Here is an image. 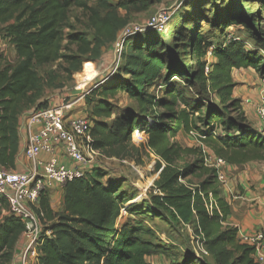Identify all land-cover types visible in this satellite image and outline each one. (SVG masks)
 <instances>
[{"label":"trees","instance_id":"16d2710c","mask_svg":"<svg viewBox=\"0 0 264 264\" xmlns=\"http://www.w3.org/2000/svg\"><path fill=\"white\" fill-rule=\"evenodd\" d=\"M257 1L260 24L232 7L225 8L223 17L213 14L210 22L212 32L221 37L233 25L241 26L255 50H247L246 41L234 36L219 44H205L193 33L188 39L187 28L175 30L174 44L169 45L146 29L126 38L117 70L83 97L93 148L101 157L132 160L139 154L132 133H146V148L155 158L158 174L150 208L167 213L183 227L193 226L212 264H254L253 248L239 241L236 228L225 226L230 208L221 197L216 169L205 163L204 151L226 165L264 163V129L263 134L251 130L240 99L233 98L237 84L231 75L233 70L252 68L264 78V57L259 54L264 51V0ZM150 4L149 0H0V40H6L16 55L14 66L0 60L1 168L16 169L23 113L49 107L48 101L37 102L43 88L37 69L59 62L67 78L79 74L82 65L84 69L86 63L98 61L102 50L113 44L131 14ZM74 8L85 15L90 39L79 32L64 33ZM65 47H73V52L62 53ZM179 48L187 49L184 56L190 68L178 59ZM176 78L183 87L172 82ZM157 81L164 89L160 96L151 91ZM194 87L197 93L192 92ZM118 93L134 102L135 111L114 112L110 101ZM210 97L216 98V105ZM191 132L202 147H183L174 140L179 133ZM119 185L98 166L86 169L82 178L63 186V208L54 213L43 192L35 212L50 235L42 236L37 246L38 264H151L146 258L153 257L169 260L168 264H203L191 253L162 244L149 228L131 221L118 224L122 211L139 213L128 205L136 194L126 196ZM6 207L0 199V208ZM23 231L18 218H2L0 264H11Z\"/></svg>","mask_w":264,"mask_h":264},{"label":"rangeland","instance_id":"374dc122","mask_svg":"<svg viewBox=\"0 0 264 264\" xmlns=\"http://www.w3.org/2000/svg\"><path fill=\"white\" fill-rule=\"evenodd\" d=\"M110 1L115 2L116 0ZM149 1L151 2V4L146 10L140 13L131 14L129 16V24L126 27L130 29L134 27L142 28L144 27L150 16L158 11L167 10L173 12V15L167 23L166 30L164 32L157 33V35L161 36V38H163L165 42H168L169 45L174 44L173 33L175 32V30L180 28H187L185 29V31L188 34V39H190L189 35L193 33L194 35L199 34L205 44H207L206 42H210L211 44H219L224 39H229L230 36H234L246 41L247 50H255L254 44L248 39L246 31L241 26L233 25L232 28L228 29L225 35L221 37L218 35V33L212 32L210 22L213 21V14L218 13L221 17H223V12L224 10H226L225 8L232 7L235 8V12H237V14L243 13L244 15H246V19L254 20V24H260V21L256 18V15L259 13V3L257 0ZM204 8H206L207 11H204ZM120 14L123 15V12H120ZM205 14H207V17H204ZM191 20L193 23L189 26L186 25V23ZM67 26L68 27L64 29L65 34H70L71 32H79L83 33L87 38H91L92 31L88 27L86 17L80 9L74 8L71 10ZM208 32L216 34L215 37L209 35ZM64 44L65 43H63V46ZM68 50L73 52V47H65V51L63 50L62 53L65 54ZM110 54L112 55V59L108 71L105 72V69H103L101 72H97V74L94 73V71L97 70L95 69L94 64L91 62L88 63L92 65V68L88 69V63H86L84 65V69L82 65L81 72L76 75L75 73H73L71 78H67L66 75L60 70L59 62L54 63L53 65H50L48 67L37 69L38 75L42 79L43 88L41 95L45 94L44 98H48L44 100L48 101V104L49 102L54 103L52 105L55 106L66 104L80 97L82 94V90L87 92L89 88L93 89L96 85L98 86V83H100L102 79L104 80V77L107 74L109 76L113 74L111 69L112 61L114 58L112 47ZM184 54H187V49L183 52L181 48H179L178 59L186 64L185 66H187V68H190L188 57L184 56ZM259 54L264 57V51L260 50ZM0 60L12 66H14L16 63L15 51L13 47L10 46L8 42H6V40H0ZM87 76L93 79L88 81L89 79L86 80ZM83 79H85V82L83 81ZM180 80L181 79L176 78L173 79L172 82H178V84L183 87V83ZM233 80L237 84V91H246L245 94H248L246 96H242V94H239V96H241L242 98L240 100L241 105L247 107V109L251 111L252 115H254V118L256 119L254 122L251 120H247L248 125L254 132L263 134L264 120L259 118L256 108L259 105L261 98H264V78L261 77L256 71H249V74L243 76V78L234 77ZM167 86L169 88L170 84ZM77 87H80L81 90L77 89ZM163 90L164 89L161 81H157L155 87L151 89V91L157 93L159 96L161 92H163ZM197 90L198 89L196 87L192 88L193 93H197ZM252 91H254L255 94L251 95ZM72 93L77 94L76 96H73ZM189 93L190 95L193 94L191 92ZM110 103L112 104V106H114V112L116 114L121 113L124 110L130 112L135 111L134 102L131 101L125 93H118L116 97L112 101H110ZM210 103L216 105V98L210 97ZM83 104L84 101L82 98V100L78 101L74 105L75 107L73 106L74 108H76L75 111H79L85 114V107H83ZM203 104L206 105L205 103ZM75 115H78V113H73L72 109V116L70 118L76 117ZM256 122H258V126H256ZM217 134L221 136L222 133L217 132ZM176 138L174 140L183 147H202L201 144L196 140L195 136L182 135L178 139ZM138 148L139 154L137 155V157H133L132 160L126 159L122 161L124 163H122L121 160L118 159H106L105 157L101 156L95 159V165L103 169L104 174L105 176H107V178L118 180L120 184L119 186L121 187L120 192H124L126 196H134V194L137 195L132 201L128 203V205H134L139 213L137 215H129L125 211H122L121 216L118 219V224H122L126 221H131L133 224L149 228L155 234L157 240L162 244L172 246L183 253H191L197 257V259L195 260H198L200 263L212 264L210 257H208L203 250L201 241L195 236L193 226L183 227L182 225L172 220L167 213L156 210L154 208H150L149 198L150 196L156 194L154 182L158 178V174L154 173L155 158L146 148ZM249 163L264 164L263 162L259 161ZM226 166L227 165L224 164L222 168L223 176L221 180V187H224L227 181L224 169L226 168ZM192 183H196V181L192 180ZM240 199L245 200L244 198ZM146 261L151 264H168L170 262L169 260H165L160 257L149 258L146 259Z\"/></svg>","mask_w":264,"mask_h":264},{"label":"built area","instance_id":"2783aa9c","mask_svg":"<svg viewBox=\"0 0 264 264\" xmlns=\"http://www.w3.org/2000/svg\"><path fill=\"white\" fill-rule=\"evenodd\" d=\"M172 13L161 10L150 16L142 28L125 27L112 44L114 54L112 72L114 73L120 65L126 38L145 29H151L157 33L164 32ZM210 50L211 48H208V57ZM207 71L208 68H205V72ZM77 89L81 90L80 87ZM90 89L92 88H89L87 92L82 90L81 96L72 102L27 112L23 116L20 128L25 136L22 156L29 164L28 170L17 173L0 167V199L7 205L6 215L18 218L24 225L19 264H38L37 246L42 236L50 235L48 230L45 231V224L35 212L38 209L41 194L53 183L64 186L73 179L82 178L86 171L83 166L95 164V159L100 157L93 148L90 120L86 116L73 118L68 116L73 106L82 100ZM256 109L259 118L264 120V98H261ZM189 136H195V134L191 132ZM131 142L136 147L146 148V133L135 130L132 133ZM204 153L207 155L205 163L216 169L221 183L225 162L206 150ZM60 154L66 157L70 167L59 162ZM41 155L46 156V159L40 160ZM238 239L242 244L253 248L254 264H264L263 232L258 231L253 235L238 232Z\"/></svg>","mask_w":264,"mask_h":264},{"label":"crops","instance_id":"0c3cea01","mask_svg":"<svg viewBox=\"0 0 264 264\" xmlns=\"http://www.w3.org/2000/svg\"><path fill=\"white\" fill-rule=\"evenodd\" d=\"M111 47H112L111 44L106 46L102 50V54L99 60L93 63L95 66V69L97 70V71H94V73L97 74V72H101L103 69H105V72L108 71V68L110 67L111 59H112V55L110 54ZM104 52H105V57H104ZM209 59L211 60V57H209ZM249 71H255V70L252 68L233 70L231 75L233 76V78L234 77L243 78V76H246L247 74H249ZM91 79L93 78H90L89 80L86 79V80L90 81ZM236 89L237 87H235L233 91L234 92L233 97H235L236 99H240V100L242 99L241 96H239V94H242V96L248 95V94H245L246 91L240 92V91H237ZM76 94H73V96H76ZM253 94H255L254 91H252L251 95ZM44 96L45 94L40 95L37 102H41L44 99H48V98H44ZM52 104L54 103L49 102L50 107L55 106ZM74 107L72 108L73 113L75 114L78 113V115H75L76 117L85 115L79 111L78 112L75 111L76 108ZM242 109L245 113L247 120L249 121L251 120L253 122L256 120L254 118V115H252L251 111L248 110L247 107L242 106ZM27 112L23 113V115L19 119L18 134H19L20 146H19V151L17 154V166H16V169L14 170L17 173L27 171L29 167V164L25 161V159H23V156H22L25 136L23 135L22 130L20 128V124L22 122L23 116ZM68 116L71 117L72 112ZM256 126H258V122H256ZM182 135L189 136L184 133H179L176 139H178ZM39 159L43 161L46 159V156L41 155ZM59 162L62 165H65L66 167H70V164L67 161L66 157H64L62 154H60ZM93 166H96V165L92 163L90 165L83 166V168L89 170ZM224 169H225L227 181H226V185L224 187L222 186L220 189L221 197L224 199V201L227 203V205L230 208V214L228 215L226 219L225 226L236 228L239 233L246 234V235L254 234L257 231L264 233V164L246 163V164L237 165V166L227 165L226 168ZM46 192H47V196L49 199V205H50L51 211L53 213L62 211L63 186L53 183L52 186ZM240 198H244L245 200H242ZM6 209L7 208L1 209L0 211V222L2 218L6 215ZM21 251H22V236L20 237L17 243V246L15 248V253H14L11 264H19V257H20ZM146 259H149V258H146Z\"/></svg>","mask_w":264,"mask_h":264},{"label":"bare ground","instance_id":"6f19581e","mask_svg":"<svg viewBox=\"0 0 264 264\" xmlns=\"http://www.w3.org/2000/svg\"><path fill=\"white\" fill-rule=\"evenodd\" d=\"M87 68L89 69V68H92V65L90 64V63H88L87 64ZM88 72V71H87ZM87 79H90V77L89 76H87ZM83 81L85 82V79H83ZM81 87V86H80Z\"/></svg>","mask_w":264,"mask_h":264}]
</instances>
